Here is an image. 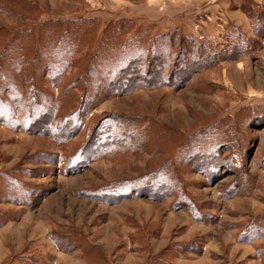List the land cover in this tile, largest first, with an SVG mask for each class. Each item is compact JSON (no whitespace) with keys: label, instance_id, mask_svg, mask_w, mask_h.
<instances>
[{"label":"rangeland","instance_id":"1","mask_svg":"<svg viewBox=\"0 0 264 264\" xmlns=\"http://www.w3.org/2000/svg\"><path fill=\"white\" fill-rule=\"evenodd\" d=\"M133 51L138 75L86 92ZM37 61L29 108L1 100L22 113L0 125V264H264V0H0V70L25 93Z\"/></svg>","mask_w":264,"mask_h":264},{"label":"trees","instance_id":"2","mask_svg":"<svg viewBox=\"0 0 264 264\" xmlns=\"http://www.w3.org/2000/svg\"><path fill=\"white\" fill-rule=\"evenodd\" d=\"M79 28V27H77ZM68 34V31L66 33L63 34L62 36V40L60 42V46H56L55 48L57 49L56 52H54L52 54V56H50V60L49 62V69L50 71H52L54 78H53V82L55 83L56 86H58V83L62 80V77L64 76V74L66 73V71L68 70V68L71 66L72 64V59L76 58L77 53L80 49V46L82 44H80V42L78 41H74L71 44H66L63 46L64 44V38L65 36ZM82 41V40H80ZM178 42V41H177ZM177 42L175 44H177ZM171 43H172V39L171 38H166L164 39L162 44H159V46H170L171 47ZM180 44H182V48L186 47V50H184V54L187 51L188 56L191 58H196V59H202L203 61H209V63H211V61L213 62V64L216 63V61L218 60V57L221 55V58L226 59L227 57L231 56V52H227L223 54V52H217V51H213L211 54H208L209 50L206 49L205 46H203L202 44L197 43L194 39L191 40L190 42L188 41H184L181 42ZM184 44V45H183ZM55 49V50H56ZM27 50V48H25V51ZM235 50V49H234ZM24 51V49L22 50ZM134 53L131 54H124V57L122 59H124L121 62H115V61H111L110 65L107 64V66H104L103 70H104V75L99 76V78L97 77L94 83L91 82H87L88 86L86 87V92L89 93L93 88H95L96 86L98 87H103V88H108V86H106V84H111V82H114L116 80H118L119 84H123L125 83L126 79H128V76L131 74V72H133V74H137L139 73V71H137L138 68H140V65L137 63L136 59H132V58H138L140 56L139 52L133 51ZM4 54V52H3ZM154 59L150 60V65L153 63H157L160 61V64H163L166 66L167 61L166 59L164 61H161L159 58L155 59V57H152ZM150 59V58H149ZM131 60H135L134 62L129 63ZM156 60V61H155ZM38 62L35 65V68L29 72L26 73V81H31L33 80L32 86H30V89L24 93V91H22L19 87H20V82L16 81V76H21V72H22V76H23V71H22V67L25 66V58L22 59V67L20 68L19 64H14L12 65L11 62H7L5 65L6 69L0 70V125H7L8 127H12L14 128V126H12V121H16L17 117H21V113L20 111H18L19 106L21 105L22 110H26V108L28 107V103L30 102V99L34 96V94L38 93V71H39V66H38ZM142 62L141 61V67H142ZM124 64L127 66L129 65L131 67L130 69L125 68L124 70ZM212 64V65H213ZM16 65V66H15ZM148 65V64H147ZM13 67L15 68L16 71L12 72L11 74L8 72L7 68L8 67ZM204 67V66H203ZM201 67V68H203ZM94 66L92 71H90L89 75L91 76L93 70H94ZM100 68H96V71L99 70ZM89 75L87 74V80L89 79ZM11 78V79H10ZM157 79H159L158 76H156V81ZM55 80V81H54ZM155 81V78L152 80ZM36 85V87H35ZM161 83H155L154 85H152L154 88L160 86ZM9 88V92L10 96L12 95L13 97H15V99L17 100V104L14 105L15 107L12 108L10 104L8 103H4L2 102V98L4 97V88ZM141 88H145L147 89L148 86H144ZM8 96V97H10ZM30 96V97H29ZM10 99V98H9ZM50 100V98H48ZM86 99H90L88 96H86ZM50 102H52L51 105V110H54L52 112H57L61 101H58L56 99H53V97L51 98ZM91 102V100H90ZM89 102V103H90ZM93 103V102H92ZM92 104H90L91 106ZM90 106H88V108H90ZM48 108V107H47ZM49 108V109H50ZM15 109V110H13ZM28 113V110L26 111ZM52 113L49 116H45L42 114H39V119L41 120V125L48 123L49 126H53L55 123L53 122V117H52ZM84 115H82L81 117V122L80 125L83 123L82 122V118ZM16 117V118H15ZM68 120H69V116H68ZM9 122V123H8ZM56 126V124H55ZM57 127V126H56ZM57 129V128H56ZM124 129V128H122ZM60 130V129H58ZM67 131V130H66ZM65 131V132H66ZM70 131H73L72 129ZM63 132L61 133V138L66 140L68 139V136L70 135L69 131H67L66 133ZM165 174L162 173H157V172H153L148 174L147 176H141L140 177V181L141 184L146 183V182H142V181H147L150 178L151 179H156L159 176L164 177ZM147 178V179H145ZM154 183V182H153ZM156 183V182H155ZM157 184V183H156ZM154 188H159L158 184L155 187H146V186H140V194L143 192H146L148 190H153Z\"/></svg>","mask_w":264,"mask_h":264}]
</instances>
